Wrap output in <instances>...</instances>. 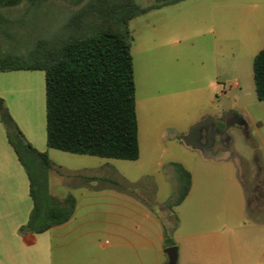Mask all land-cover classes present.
I'll list each match as a JSON object with an SVG mask.
<instances>
[{
	"label": "rangeland",
	"instance_id": "1",
	"mask_svg": "<svg viewBox=\"0 0 264 264\" xmlns=\"http://www.w3.org/2000/svg\"><path fill=\"white\" fill-rule=\"evenodd\" d=\"M135 1L147 7L155 0ZM34 2L0 15V56L25 57L40 40L54 39L87 0ZM129 28L141 155L115 160L46 147L55 163L50 194L61 200L75 193L79 201L73 218L51 230L53 264H169L170 247L178 250L177 264H264V226L257 224L264 212L253 191L263 175L254 182L247 175L264 172V102L253 73L264 48V0H184ZM13 84L20 93L36 86ZM41 109L45 122V100ZM230 109L248 124L245 132L230 131L244 176L236 160L207 159L183 141L203 116ZM176 164L192 173L193 186L172 207L182 187Z\"/></svg>",
	"mask_w": 264,
	"mask_h": 264
},
{
	"label": "trees",
	"instance_id": "2",
	"mask_svg": "<svg viewBox=\"0 0 264 264\" xmlns=\"http://www.w3.org/2000/svg\"><path fill=\"white\" fill-rule=\"evenodd\" d=\"M35 0H0V15ZM86 0H74L75 4ZM184 0H155L142 7L135 0H87L51 40H40L25 57L0 56V73L43 71L45 74L47 146L76 155L136 161L140 158L133 36L130 22L151 10ZM5 22V20H2ZM257 100L264 102V49L254 58ZM7 136L30 181L33 210L22 230L43 233L68 222L77 202L72 194L59 200L49 192L48 173L55 163L33 147L0 97ZM181 204L192 187V174L176 164Z\"/></svg>",
	"mask_w": 264,
	"mask_h": 264
},
{
	"label": "crops",
	"instance_id": "3",
	"mask_svg": "<svg viewBox=\"0 0 264 264\" xmlns=\"http://www.w3.org/2000/svg\"><path fill=\"white\" fill-rule=\"evenodd\" d=\"M261 30V27H259V33H261ZM39 72V70H19L0 73V97L8 104V96L12 95L11 99H14V101L8 104L11 117L16 120L22 133L33 147L39 151L48 152L46 150V147L48 148L46 112L45 122H43V110L41 109L43 100H45L46 109L45 74ZM16 79L30 80L35 82L36 86L30 87L27 91H24V89L20 93L18 90H15V88H12V85H14L13 81ZM14 94H16L15 97ZM39 141L41 144H37ZM226 159H231V157H227ZM234 160L239 161L237 162L239 171L241 176H244L246 168L242 161L238 157ZM240 164H242V166ZM247 173V175H251V182L258 180V178L263 175L262 184H259L260 187H254L253 191L255 190L256 192V197L254 199L259 202V205H257L259 209L257 211L264 212L263 169L255 174L250 173L249 170ZM69 194L61 198V200L65 199ZM72 195L77 202L74 212L75 215L79 201L75 193ZM33 206L34 203L30 194L28 174L8 140L7 128L2 121L0 113V264H53L51 230L54 227L43 233H28L22 230V227L27 224L30 218ZM255 206L253 202H250V211H254ZM257 224L264 226V220L259 221ZM259 257V259L262 260L264 257V250Z\"/></svg>",
	"mask_w": 264,
	"mask_h": 264
},
{
	"label": "flooded vegetation",
	"instance_id": "4",
	"mask_svg": "<svg viewBox=\"0 0 264 264\" xmlns=\"http://www.w3.org/2000/svg\"><path fill=\"white\" fill-rule=\"evenodd\" d=\"M200 121L205 122L200 133L201 143L207 145L215 155L225 156L229 153V157L232 159L237 158L233 151L230 131L233 128L241 129L244 132L248 130L244 115L235 109H230L224 111L222 115H205L198 122ZM259 171L262 169L260 168Z\"/></svg>",
	"mask_w": 264,
	"mask_h": 264
},
{
	"label": "water",
	"instance_id": "5",
	"mask_svg": "<svg viewBox=\"0 0 264 264\" xmlns=\"http://www.w3.org/2000/svg\"><path fill=\"white\" fill-rule=\"evenodd\" d=\"M205 122L200 121L191 126L189 129V132L187 135L184 136L183 140L184 142L196 149L202 152L203 156L207 159H214V160H223L229 157V153H227L225 156L215 155L213 152L209 149V147L205 144H202L200 141V133L201 130L204 127ZM237 162H239L237 160ZM166 253L169 255V264H177V256H178V250L176 247H170L166 249Z\"/></svg>",
	"mask_w": 264,
	"mask_h": 264
}]
</instances>
